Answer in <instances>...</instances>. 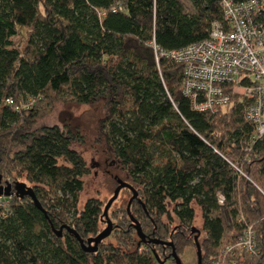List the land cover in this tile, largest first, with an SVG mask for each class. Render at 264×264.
<instances>
[{"label": "trees", "instance_id": "obj_1", "mask_svg": "<svg viewBox=\"0 0 264 264\" xmlns=\"http://www.w3.org/2000/svg\"><path fill=\"white\" fill-rule=\"evenodd\" d=\"M220 2L189 0V9L184 0H0V175L26 179L45 210L17 195L0 208V264H162V246L144 243L125 209L113 213L114 230L95 252L55 231L69 225L84 239L96 235L103 203L80 205L91 168L75 146L79 134L38 120L56 103L100 100L102 132L138 187L142 203L131 210L147 237L173 241L178 254L195 244V203L207 264L241 235L243 214L258 253L236 256L237 264H263L264 139L253 142L247 102L233 96L218 111L194 110L184 65L158 62L153 47L206 39L222 18Z\"/></svg>", "mask_w": 264, "mask_h": 264}, {"label": "built area", "instance_id": "obj_2", "mask_svg": "<svg viewBox=\"0 0 264 264\" xmlns=\"http://www.w3.org/2000/svg\"><path fill=\"white\" fill-rule=\"evenodd\" d=\"M220 4L222 18L211 24L206 39L172 50L154 43L156 59L159 62L166 56L184 65L183 93L196 111H218L231 104L233 96L245 100L253 142H257L264 138V12L260 10L264 0H221ZM239 221L243 223L241 235L207 264H236V256L258 253L253 225L243 214Z\"/></svg>", "mask_w": 264, "mask_h": 264}, {"label": "rangeland", "instance_id": "obj_3", "mask_svg": "<svg viewBox=\"0 0 264 264\" xmlns=\"http://www.w3.org/2000/svg\"><path fill=\"white\" fill-rule=\"evenodd\" d=\"M184 2L187 4L189 9H192L189 0H184ZM65 77V73L57 76L56 78H54V84L57 85L59 81L64 79ZM30 103L31 102H29V104ZM105 114L106 105L103 100L88 104L77 102H60L54 104V107L51 108L48 113L44 114L43 117L38 120L41 124H58L62 127L70 128L79 134L80 140L75 143V146L78 147V149L84 155L88 165L91 168L90 173L83 177L84 189L80 194V205H82L92 197L99 198L103 203V211L106 203L114 194V191L118 185L119 178L129 181L131 184H133L126 168H124L121 161L112 154V151L105 139V135L102 132L100 121L102 117L105 116ZM4 176L2 180L4 185H7V181L13 183V185H15L16 181H23L31 186V184L24 178H14L9 174ZM133 186L135 185L133 184ZM14 195L15 194L9 196L3 195L1 197V210L5 211V209L10 206L11 200L13 199ZM131 196L132 191L128 188H123L120 191L118 198L110 207L109 216L114 225H116L117 220L113 217V213L118 209L126 210L127 203ZM192 206L194 207L197 215L195 226L202 229L201 209L195 203L192 204ZM117 212L118 211H116V213ZM164 220L167 221L166 218H164ZM175 222L172 223L171 227L175 225ZM106 226V221H104L101 225V230ZM135 231L137 230L135 229ZM154 237L155 236H151L149 238ZM199 237L200 241L203 243L205 237V233L203 230L201 231V236L199 235ZM106 239L108 240L109 238ZM156 250L160 255L161 260H164L165 255L162 253L161 249L157 248ZM203 252H205L204 249ZM179 255L184 264H198L197 248L195 244L185 246V248ZM163 264L176 263L174 262V260L169 259Z\"/></svg>", "mask_w": 264, "mask_h": 264}, {"label": "water", "instance_id": "obj_4", "mask_svg": "<svg viewBox=\"0 0 264 264\" xmlns=\"http://www.w3.org/2000/svg\"><path fill=\"white\" fill-rule=\"evenodd\" d=\"M260 10H263V12H264V9H262V7L260 8ZM2 180H3V177H2V175H0V195L9 196V195H12L13 192H15V194L17 196H20V197L28 196V197L32 198L35 205L39 209H41L42 211L45 212V210H44L41 202L39 201L38 197L36 196L35 191H34L32 186L28 185L26 182H23V181H16L15 185H13V183L7 181L6 182L7 185H4ZM123 188H128L132 191V196L130 197V199L127 203L126 210H127V213L131 219V223H132L133 227L137 230V233L140 236L141 240L144 243L162 244V245H166V246L171 247L172 248L171 255L173 256L175 263L176 264H184L180 255L178 254V252L175 248L173 241H167V240H162V239H158V238H148L147 235L144 233L139 219H137L136 216L131 211L132 202L134 200L138 199L142 203V201L139 197V191L129 181L123 180L121 178L118 179V185L114 191L113 196L108 200V202L106 203V205L104 207L102 218H103V220L106 221V224H107V226L105 228H103L96 235H93V236H90V237L84 239L83 237L80 236V234L77 232V230L75 228H73L69 225H65V226H62L61 228L55 230L56 233L58 234V236H63V231H64V229H66L68 232L75 235V237L80 242L84 251H87V252L97 251L99 249V245L102 243V241L104 239H106L107 237H109L110 234L114 230L115 225L109 216V209L112 206V204L114 203V201L118 198L120 191ZM13 189L15 191H13ZM192 231L195 232V245L197 248L198 264H203V262H202L203 252H202L201 242L199 240V235L201 233V230L199 228H197L196 226H193ZM155 254H156L155 256H156L157 260L163 264L165 259L161 260L160 255L156 251H155Z\"/></svg>", "mask_w": 264, "mask_h": 264}, {"label": "flooded vegetation", "instance_id": "obj_5", "mask_svg": "<svg viewBox=\"0 0 264 264\" xmlns=\"http://www.w3.org/2000/svg\"><path fill=\"white\" fill-rule=\"evenodd\" d=\"M159 246H162V248H163L161 251L165 255L164 256V259H165L164 262L168 261L169 259L174 260L173 256L171 255V252H172V248L171 247L166 246V245H162V244H159Z\"/></svg>", "mask_w": 264, "mask_h": 264}, {"label": "bare ground", "instance_id": "obj_6", "mask_svg": "<svg viewBox=\"0 0 264 264\" xmlns=\"http://www.w3.org/2000/svg\"><path fill=\"white\" fill-rule=\"evenodd\" d=\"M219 20H220V19H219ZM263 139H264V138H263ZM260 140H261V139H260ZM13 191H15V190L13 189ZM13 194H15V192H13L12 195H13ZM15 195H16V194H15Z\"/></svg>", "mask_w": 264, "mask_h": 264}]
</instances>
